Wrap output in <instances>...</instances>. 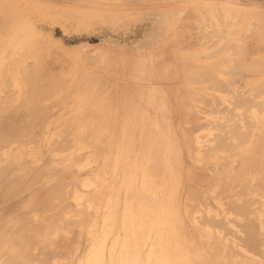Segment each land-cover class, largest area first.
Wrapping results in <instances>:
<instances>
[{"label":"rangeland","instance_id":"374dc122","mask_svg":"<svg viewBox=\"0 0 264 264\" xmlns=\"http://www.w3.org/2000/svg\"><path fill=\"white\" fill-rule=\"evenodd\" d=\"M224 1L227 0L173 2L171 8L175 10H165L162 18L166 23L173 20V27L168 29L172 38L165 40L156 53L154 50L153 54L149 53L150 58L142 59L138 54L140 40L139 45L133 46L104 38L98 41L100 47L97 48L87 45L88 39L82 37L72 41L60 40L62 35L85 33V27L83 17L75 21L74 16L66 13L65 7L56 3L57 0H0V90L5 87L0 91V107L7 109L3 113L0 108V222H3L0 226L4 225L0 227V252L3 251L0 264H210L208 261L212 264H264V180L262 189L251 193L230 187L229 184L234 183L231 172L226 173L223 181L220 176H195L198 174L196 164L205 163V160L220 163L231 159L233 166L235 151L252 150L253 154L257 152L260 155L259 131L264 128V88H261L264 84L259 85L260 78H264V21L249 16L244 10L220 4ZM99 11L101 8L96 7L95 12ZM94 26L90 24L92 37L99 34ZM154 36L151 39L157 41ZM151 39L145 40V48L151 47ZM17 42L22 44L17 45ZM71 45L76 47H69ZM249 46L254 77L252 85L206 84L212 82L213 73H217L213 69L215 65L243 62ZM108 51L113 54L108 55ZM115 52L119 53L114 55ZM135 62L143 64L144 68L164 63L151 69L154 77L172 63L177 68L175 77L191 84L146 85L149 72L135 66ZM227 73L228 70L219 72L220 81H227ZM228 86L234 87L233 92L237 89L235 94ZM153 95L161 98V104L154 103ZM11 132L15 137L12 134L7 140L6 136ZM2 136L8 142H3ZM242 137L244 140H238ZM262 142L260 147L263 148L264 159V140ZM48 147L52 150H46ZM183 147L184 150L187 147V160L184 157L180 159ZM54 150L58 151L54 153ZM207 151L212 152L211 156H207ZM181 165L184 166L183 175ZM2 169L10 171L3 173ZM25 175L29 177L26 179ZM17 177H23V182ZM29 178L32 180L27 183ZM18 184L20 186H16ZM57 185L62 193L59 189L52 190ZM56 193H60L62 198ZM142 199L146 200L143 202ZM16 216L19 217L17 222ZM202 219L207 224L205 220L201 224ZM7 221L9 223H5ZM219 223L226 228L215 227ZM248 235L254 239L245 238ZM15 237H18L17 241ZM249 242H256V249L253 244L254 253L249 249ZM26 253L28 257L33 256L28 258ZM6 257L12 262H7Z\"/></svg>","mask_w":264,"mask_h":264},{"label":"crops","instance_id":"0c3cea01","mask_svg":"<svg viewBox=\"0 0 264 264\" xmlns=\"http://www.w3.org/2000/svg\"><path fill=\"white\" fill-rule=\"evenodd\" d=\"M175 1L178 2V0H57L56 3L58 5H61L62 7H65L66 13L71 16H74L75 21H79L83 17L82 20L84 21V27H85L83 28V30L85 29L84 30L85 33L62 35L59 37V39L62 41L63 40L72 41L82 37L83 39H88V42H86L87 45L96 48L100 47L98 41H101L104 38L111 41L120 40V42L123 44L125 43V45L129 43L133 44L134 42L137 43L142 37H144V39L149 40L152 35L151 32L153 31L152 29L154 27L153 25L154 22L158 20V18L159 20H161V18L165 16V14L162 11L170 10V9L174 10L173 8H171V6ZM220 4L233 6L234 8L233 7L232 8L234 10L235 9L239 11L244 10L243 12L249 13V16L253 15L264 21V19L261 18V16H264V8H263L264 0H227ZM96 7L101 8V11L95 12ZM156 11H159L161 13H156ZM90 24L92 26L95 25L94 27H96L97 30L99 31V34L96 37H92ZM78 31H82V29H78ZM69 47H76V45L75 46L71 45ZM248 50H249L248 53L245 52L247 56L244 58L243 62L233 61L228 63L225 62L218 63L217 65H215L213 69L217 71V73L216 74L213 73L215 77H212L211 79L212 82L210 83L208 82L206 84L227 85L228 83V85H232V84L234 85L237 83L239 85H243V84L252 85L253 81L251 78L252 62L250 59L251 58L250 46ZM118 53L119 52H115L114 55H117ZM166 53L167 52H165L164 55H166ZM107 54L112 55L113 53L108 51ZM135 64H136L135 66H138L143 70L145 69V71L147 69V71L149 72L148 75L149 81H147L146 85L174 86V85L191 84V83L182 82L179 80V78L175 77L177 68L173 67L172 63H170L162 70H160V72L157 73L156 77L152 75L153 71L151 69L157 68V66H161L164 63L160 65L152 64L153 67L150 66L146 68L142 67L141 65L143 64H140L139 62L137 63L135 62ZM234 67H236L237 69ZM259 68L262 70L261 66ZM244 69H246V71ZM224 70H228V73L226 74L227 76L229 75V77H227V82L219 81L220 80L219 72ZM241 72H243L242 75L240 74ZM221 74L224 75L225 73H221ZM216 75H218V77H216ZM241 77L245 78L244 80L247 81H245L244 83L243 82L244 80H241L242 79ZM228 79L231 80L228 81ZM260 80H261L260 83H263L262 81L264 80V78L261 77ZM150 81H152L153 83L151 84ZM155 81L157 82L155 83ZM246 82H248V84H246ZM259 140L260 143L262 144L263 143L262 141L264 140L263 127H261L259 131ZM260 149L262 150L263 148L260 147ZM185 150L186 152L184 151V147L181 149L182 153L180 159L182 160L183 157L185 160H187V152H188L187 147H185ZM261 150L259 156L257 155L256 152L255 154H253L252 150L235 151L233 156L236 162L233 164L232 167L227 168L228 169L227 172L228 173L231 172L234 178V179L232 178L233 179L232 182H234L233 185L229 184L230 187L232 186L233 188H242L244 190H249L251 193L256 192L259 188H260L259 191L262 189L261 188L262 185L260 183H262V181L264 180V159L262 158L263 152ZM260 160L262 161L260 162ZM200 164H202L203 167L209 168L210 166L211 168H209V170L212 171H210L209 173L211 175L208 174L207 172L202 171L203 167L201 165H198L196 166V169L199 175L195 174V176L209 178L210 176L219 175L221 177V180L223 181V177H225L227 172L224 173V170H226V166L222 165V163L220 164L218 162L205 161V163H200ZM181 170H182V174H184L183 173L184 166L181 167ZM257 183L260 184V187Z\"/></svg>","mask_w":264,"mask_h":264},{"label":"bare ground","instance_id":"6f19581e","mask_svg":"<svg viewBox=\"0 0 264 264\" xmlns=\"http://www.w3.org/2000/svg\"><path fill=\"white\" fill-rule=\"evenodd\" d=\"M171 10H172V9H171ZM171 10H169V11H171ZM174 10H175V9H174ZM227 10H228V9H227ZM161 11H162V10H161ZM166 11H168V10H166ZM169 11H168V12H169ZM172 11H173V10H172ZM162 12H165V11H162ZM156 13H160V12H159V11H156ZM153 25H154V27H153L152 30H154V31L151 32V34H152V35H151V38H152V36L156 35V36H154V37H157V41H155V40H153V39L150 38V39H151V41H150V42H151V44H150L151 47H149V48H145L144 43H145V40H146V39H144V37H142V38L140 39V41H141V47L138 48V49H140V50H138V54H139V56L142 57V59H145V58H147V57L150 58V56H151L150 54H153V50H154L155 53H156L157 50L159 49L158 47L161 46L162 44H164V43H165V42H164L165 40H168V39H171V38H172V37L169 36L170 34L168 33V29L170 30V28L173 27V26H172V25H173V20H172V19L168 20L167 23H166L164 19L161 18V20H159V18H158V20H156V21L154 22ZM135 29H136V28H135ZM153 32H154V34H153ZM167 33H168V34H167ZM35 35H36V34H35ZM25 36H26V35H25ZM30 36H32V35H30ZM8 38H9V37H8ZM29 38H31V37H29ZM38 38H39V37H38ZM18 39H19V38H18ZM25 39H26V38H24L23 41H25ZM12 40H13V39H12ZM12 40H11V41H12ZM20 40H21V39H20ZM50 40H51V39H50ZM5 41H7V40H5ZM140 41H139L138 43L134 42V43H133V46H136L137 44L139 45V44H140ZM0 43H1V42H0ZM6 43H7V42H6ZM13 43H16V42L14 41ZM20 43H21V42H20ZM20 43L17 42V45H19ZM21 44H22V43H21ZM23 44H24V43H23ZM54 44H55V43H54ZM124 44H125V43H124ZM1 45H2V44H1ZM7 45H9V43H8ZM11 45H12V44H11ZM11 45H10V46H11ZM47 45H49V43H48ZM15 46H16V45H15ZM24 46H25V45H24ZM56 46H57V45H56ZM1 47H2V46H1ZM13 47H14V44H13ZM48 47H50V46H48ZM6 48H7V47H6ZM8 48H9V47H8ZM60 48H61V47H60ZM40 49H41V48H40ZM40 49H39V50H40ZM12 50H13V49H12ZM14 50H15V47H14ZM14 50H13V51H14ZM20 50H21V49H20ZM34 50H35V49H34ZM84 50H85V49H84ZM8 51H9V50H8ZM8 51H7V52H8ZM43 51H44V50H43ZM139 51H141L142 53H140ZM46 52H47V51H46ZM8 53L10 54V52H8ZM13 53H14V52H13ZM31 53H32V52H31ZM41 53H42V52H41ZM44 53H45V52H44ZM149 53H150V54H149ZM155 53H154V54H155ZM3 54H5V51H4ZM5 55H6V54H5ZM33 55H34V54H33ZM43 55H44V54H43ZM45 57H48V56L46 55ZM45 57H44V58H45ZM26 58H27V57H26ZM29 58H30V57H29ZM29 58H28V59H29ZM4 59H5V58H4ZM28 59H27V60H28ZM32 60H33V58H32ZM39 60H40V59H39ZM2 61H3V60H2ZM34 61H35V60H34ZM41 61H42V60H41ZM31 62H32V61H31ZM36 63H37V62H36ZM160 63H161V61H160ZM27 64H28V63H27ZM30 64H31V63L29 62V66H30ZM32 65H33V63H32ZM235 66H236V65H235ZM31 67H33V66H31ZM232 67H233V66H232ZM232 67H231V68H232ZM234 68H236V67H234ZM239 68H241V67H239ZM24 69H26V66H24ZM236 69H237V68H236ZM27 70H28V69H26V71H27ZM244 70L246 71V69H244ZM23 71H24V70H23ZM28 71H29V70H28ZM237 71H238V70H237ZM30 72H31V71H30ZM243 72H244V71H243ZM243 72H241L240 74L242 75ZM233 73H234V72H233ZM237 73H238V72H237ZM246 73H247V72H246ZM28 74H30V73H28ZM255 74H256V73H255ZM255 74H254V75H255ZM257 74H259V73H257ZM50 75H51V74H50ZM243 75H245V74H243ZM246 75H247V74H246ZM252 75H253V74H252ZM259 75H260V74H259ZM24 76H25V75H24ZM239 76H240V75H239ZM239 76H237V77H239ZM228 77H229V75H228ZM26 78H27V77H26ZM241 78H242V77H241ZM246 78H247V76H246ZM251 78H252V76H251ZM253 78H254V77H253ZM253 78H252V79H253ZM244 79H245V78H242L241 80H244ZM61 80H62V79H61ZM152 80H153V79H152ZM229 80H231V79H228V81H229ZM232 80H233V79H232ZM219 81H220V80H219ZM225 81H226V80H225ZM238 81H239V80H238ZM245 81H247V80H244L243 82L245 83ZM263 81H264V80H263ZM81 82H82V81H81ZM226 82H227V81H226ZM231 82H232V81H231ZM250 82H251V81H250ZM150 83H151V82H150ZM220 83H221V82H220ZM229 83H230V82H229ZM234 83H235V82H234ZM239 83H240V82H239ZM241 83H242V82H241ZM263 83H264V82H263ZM263 83H259V85H261V84L263 85ZM46 84H47V83H46ZM78 84H79V83H78ZM80 84H82V83H80ZM246 84H248V82H246ZM250 84H251V83H250ZM47 85H49V83H48ZM52 85H53V84H51L50 86H52ZM225 85H226V84H225ZM227 85H228V83H227ZM232 85H233V84H232ZM234 85H235V87H238V86H239V84H237V83L234 84ZM234 85H233V86H234ZM236 85H237V86H236ZM243 85H244V84H243ZM62 86H63V84H62ZM233 86H232V87H233ZM256 86H257V85H256ZM1 87H2V86H1ZM228 87L230 88L231 86H228ZM232 87H231L230 90H232ZM257 87H259V86H257ZM3 88H5V87H2L1 90H4ZM8 88L10 89V87H8ZM261 88H264V85H263V87L261 86ZM14 89H15V88H14ZM233 89H234V87H233ZM235 89H236V88H235ZM240 89H241V88H240ZM240 89H238V90H240ZM246 89H247V88H245V90H246ZM252 89H254V87H253ZM252 89L250 88L249 90H252ZM259 89H260V87H259ZM1 90H0V91H1ZM15 90H16V89H15ZM227 90H229V89H227ZM236 90H237V89H236ZM236 90H235V91H236ZM255 90H257V89H255ZM8 91H10V90H8ZM217 91H220V90L217 89ZM217 91H216V92H217ZM235 91H234V92H235ZM241 91H242V90H241ZM241 91H240V93H243V94L246 93V92L244 93V92H241ZM246 91H247V90H246ZM252 91L255 92L254 90H252ZM3 92H4V91H3ZM15 92H16V91H15ZM181 92H182V91H181ZM231 92H233V90H232ZM231 92H230V93H231ZM234 92H233V94H235ZM237 92H238V91H237ZM262 92H263V91H262ZM6 93H7V92H6ZM185 93H186V92H185ZM226 93H227V92H226ZM259 93H260V92H259ZM182 94H183V93H182ZM182 94H181V95H182ZM247 94H248V93H247ZM247 94H245V95H247ZM14 95H16V93H15ZM237 95H240V96H241V94H237ZM237 95H236V96H237ZM251 95H252V94H251ZM259 95H262V94H259ZM6 96H9V95H6ZM6 96H5V97H6ZM12 96H13V95H12ZM18 96H19V95H18ZM18 96H17V97H18ZM186 96H189V95L186 94ZM225 96H226V95H225ZM233 96L235 97V95H233ZM257 96H258V95H257ZM184 97H185V96H184ZM228 97H230V94H228ZM237 97H238V96H237ZM242 97H243V96H242ZM245 97H246V96H245ZM252 97H253V96H252ZM7 98H8V97H7ZM11 98H12V97H11ZM38 98H39V97H38ZM146 98H147V97H146ZM182 98H183V97H182ZM230 98H231V97H230ZM239 98H240V97H239ZM12 99H14V97H13ZM27 99H28V98H27ZM151 99H153L154 103H155V102H159V103L162 102V101H161V98H158V97H156L155 95H153V97H152ZM208 99H209V98H207V100H208ZM235 99H236V98H235ZM243 99H244V98H243ZM249 99H252V98H249ZM1 100H2V102L5 100V99H3V96L1 97ZM211 100H213V99H211ZM211 100H210V101H211ZM227 100H228V99H227ZM254 100H255V99H254ZM254 100H253V102H254ZM183 101H184V99H183ZM214 101H215V100H214ZM235 101H237V99H236ZM186 102H188V101H186ZM195 102H196V101H195ZM197 102H198V101H197ZM197 102H196V103H197ZM205 102H206V101H205ZM237 102H238V101H237ZM239 102H240V101H239ZM255 102H257V100H256ZM263 102H264V101H263ZM0 103H1V101H0ZM29 103H30V102H29ZM31 103H32V101H31ZM178 103H179V102H178ZM190 103H191V102H190ZM201 103H202V102H201ZM209 103H210V102H209ZM216 103H217V102H216ZM216 103H215V104H216ZM219 103H220V102H219ZM228 103H230L229 100H228ZM231 103H232V102H231ZM257 103L259 104L260 102H257ZM1 104H2V103H1ZM26 104H27V103H26ZM32 104H33V103H32ZM160 104H161V103H160ZM238 104H239V103H238ZM249 104H250V103H249ZM165 105H166V104H165ZM210 105H211V104H210ZM216 105H218V104H216ZM236 105H237V104H236ZM244 105H245V104H244ZM244 105H243V106H244ZM256 105H257V104H256ZM259 105H260V104H259ZM29 106H30V105H29ZM31 106H32V105H31ZM155 106H156V105H155ZM193 106H195V105H193ZM2 107H3V106H2ZM5 107H6V106H5ZM33 107H34V106H33ZM181 107H182V106H181ZM184 107H185V106H184ZM188 107H189V106H188ZM207 107H209V106H207ZM234 107H235V106H234ZM240 107H242V105H240ZM240 107H239V108H240ZM244 107H245V106H244ZM250 107H251V105H250ZM250 107H249V108H250ZM253 107H254V105H253ZM0 108H1V107H0ZM6 108H7V107H6ZM192 108H193V107H192ZM192 108H191V109H192ZM201 108H202V107H201ZM217 108H218V107H217ZM237 108H238V107H237ZM251 108H252V107H251ZM258 108H260V107H258ZM1 109H2V108H1ZM32 109H33V108H32ZM156 109H157V108H156ZM161 109H162V108H161ZM204 109H205V108H204ZM224 109L226 110V108H224ZM227 109H228V108H227ZM229 109H230V108H229ZM244 109H245V108H244ZM260 109H261V108H260ZM5 110H7V109H5ZM5 110L2 109L3 113L6 112ZM23 110H24V107H23ZM26 110H28V109L26 108ZM149 110H150V109H149ZM188 110H189V109H188ZM215 110H216V108H215ZM245 110H246V109H245ZM245 110H244V112H245ZM0 111H1V110H0ZM35 111H36V110H35ZM180 111H181V110H180ZM217 111H218V110H216V113H217ZM221 111H222V109H221ZM232 111H233V110H232ZM246 111H248V110H246ZM210 112H211V111H210ZM223 112H224V110H223ZM3 113H2V114H3ZM22 113H23V112H22ZM36 113H37V112H36ZM162 113H164V112L162 111ZM219 113H220V112H219ZM232 113H233V112H232ZM0 114H1V113H0ZM211 114H212V113H211ZM213 114H214V112H213ZM217 114H218V113H217ZM221 114H222V113H221ZM230 114H231V113H230ZM10 115H11V114H10ZM29 115H30V114H28V116H29ZM35 115H36V114H35ZM168 115H169V114H168ZM192 115H193V114H192ZM222 115H223V114H222ZM13 116H14V115H13ZM193 116H194V115H193ZM223 116H224V115H223ZM237 116H238V115H237ZM32 117H33V116H32ZM80 117H81V116H80ZM225 117H226V116H225ZM227 117H228V116H227ZM231 117H232V116H231ZM235 117H236V115H235ZM1 118H2V117H1ZM11 118H12V117H11ZM20 118H21V117H20ZM33 118H35V117H33ZM33 118H32V119H33ZM196 118H197V117H196ZM219 118H220V117H219ZM77 119H80L79 116H77ZM190 119H191V118H190ZM198 119H199V118H198ZM200 119H201V118H200ZM236 119H237V121L239 120L238 118H236ZM236 119H235V120H236ZM33 120H34V119H33ZM148 120H149V119H148ZM195 120H196V119H195ZM6 121H7V120H6ZM196 121H197V120H196ZM225 121H226V119H225ZM232 121H233V118H232ZM237 121H236V122H237ZM76 122H77V121H76ZM136 122H137V121H136ZM194 122H195V121H194ZM217 122H218V121H217ZM79 123H80V122H79ZM79 123H78V126H79ZM233 123H234V121H233ZM233 123H232V124H233ZM244 123H245V122H244ZM16 124H17V123H16ZM20 124H21V123H20ZM152 124H153V123H152ZM209 124H210V123H209ZM215 124H216V123H215ZM1 125H3V124H1ZM5 125H6V124H5ZM76 125H77V124H76ZM96 125H97V124H96ZM163 125H164V124H163ZM221 125H223V124H221ZM225 125H226V124H225ZM246 125H247V124H246ZM100 126H101V125H100ZM213 126H214V125H213ZM213 126H212V127H213ZM227 126H228V125H227ZM234 126H235V125H234ZM76 127H77V126H76ZM94 127H95V126H94ZM94 127H93V128H94ZM189 127H190V126H189ZM189 127H188V128H189ZM206 127H207V126H206ZM7 128H8V127H7ZM19 128H20V127H19ZM29 128H30V127H29ZM31 128H32V127H31ZM98 128H99V126H98ZM123 128H124V127H123ZM188 128H187V129H188ZM201 128H202V127H201ZM209 128H210V127H209ZM244 128H245V127H244ZM246 128H247V127H246ZM248 128H249V127H248ZM25 129H26V128H25ZM63 129H64V128H63ZM66 129H67V127H66ZM66 129H64V130H66ZM91 129H92V127H91ZM95 129H96V128H95ZM210 129H211V128H210ZM214 129H215V128H214ZM224 129H225V128H224ZM234 129H236V127H235ZM234 129H232V130H234ZM14 130H15V129H14ZM17 130H19V129H17ZM29 130L31 131V129H29ZM67 130H69V129H67ZM93 130H94V129H93ZM98 130H99V129H98ZM215 130H219V129H215ZM225 130H226V129H225ZM225 130H223L224 133H226ZM237 130H238V128H237ZM249 130L251 131V129H249ZM249 130H248V131H249ZM2 131H3V130H2ZM6 131H8V130H6ZM10 131H11V130H10ZM96 131H97V130H95V133H96ZM226 131H227V130H226ZM238 131H239V130H238ZM238 131H237V133H239ZM246 131H247V129H246ZM8 132H9V131H8ZM16 132H17V131H16ZM18 132H19V131H18ZM35 132H36V131H35ZM61 132H62L63 135H64L65 132H63L62 130H61ZM73 132H74V130H73ZM89 132H90V131H89ZM93 132H94V131H93ZM219 132H220V131H219ZM14 133H15V132H14ZM29 133H30V132H29ZM75 133H77V131H76ZM214 133H215V132H214ZM229 133H232V132H229ZM243 133H244V132H243ZM3 134H5V132H3ZM12 134H13L12 132H11V134L8 133L9 136H8V137L6 136V138H8L7 140H9V137H10V135H12ZM22 134H23V133H22ZM68 134H69V133H68ZM72 134H73V133H72ZM87 134H88V133H87ZM87 134H85V135H87ZM90 134H91V133H90ZM151 134H152V133H151ZM153 134H154V133H153ZM212 134H213V133H212ZM245 134H246V132H245ZM247 134H248V132H247ZM253 134H254V133H253ZM5 135H7V133H6ZM13 135H14V134H13ZM19 135L21 136V133H20ZM59 135H60V134H59ZM66 135H67V134H66ZM69 135H70V134H69ZM76 135H77V134H76ZM85 135H84V136H85ZM88 135H89V134H88ZM183 135H184V134H183ZM216 135H218V134H216ZM20 136H19V137H20ZM23 136H24V134H23ZM28 136H29V135H28ZM35 136H36V134H35ZM78 136H80V134L77 135V137H78ZM190 136H191V135H190ZM214 136H215V135H214ZM223 136H224V134H223ZM235 136H236V135H235ZM247 136L249 137V135H247ZM3 137H5V136H2V138H3ZM14 137H15V135H14ZM62 137H64V136H62ZM62 137H61V138H62ZM86 137H87V136H86ZM89 137H90V136H89ZM203 137H204V135H203ZM212 137H213V136H212ZM212 137H209V138H212ZM215 137H216V136H215ZM215 137H213V138H215ZM225 137H226V136H225ZM2 138H1V139H2ZM11 138H12V137H11ZM17 138H18V137H17ZM21 138H22V137H21ZM30 138H33V137H30ZM74 138L76 139V136H75ZM74 138H73V139H74ZM91 138H92V137H91ZM153 138H154V137H153ZM153 138H152V139H153ZM200 138H202V137L200 136ZM217 138H218V137H217ZM227 138H228V137H227ZM232 138H233V137H232ZM34 139H35V138H34ZM34 139H33V140H34ZM64 139H65V138H64ZM234 139H235V138H234ZM240 139H243V137H242V138H239L238 140H240ZM246 139H247V138H246ZM3 140H5V138H3ZM14 140H15V138H14ZM31 140H32V139H31ZM31 140H30V141H31ZM52 140H53V139H52ZM52 140H51V141H52ZM60 140H61V139H60ZM66 140H67V139H66ZM70 140H72V139H70ZM83 140H84V139H83ZM163 140H164V138H163ZM167 140H168V139H167ZM215 140H216V138H215ZM228 140H229V139H228ZM238 140H237V141H238ZM243 140H244V139H243ZM15 141H16V140H15ZM15 141H14V142H15ZM81 141H82V139H81ZM81 141H80V142H81ZM154 141H155V140H154ZM158 141H159V139H158ZM168 141H169V140H168ZM217 141H218V139H217ZM258 141H259V139H258ZM0 142H1V141H0ZM3 142H8V141L5 140V141H3ZM9 142H10V141H9ZM17 142H18V141H17ZM34 142H35V141H34ZM34 142H33V143H34ZM36 142H37V141H36ZM59 142H60L59 144L61 145V144H62L61 141H59ZM63 142H64V140H63ZM68 142H69V141H68ZM87 142H88V139H86V143H87ZM165 142H166V141H165ZM213 142H214V141H213ZM26 143H27V141H26ZM51 143H52V142H51ZM54 143H55V142H54ZM57 143H58V142H57ZM72 143H73V142H72ZM72 143H71V144H72ZM82 143H83V142H82ZM84 143H85V142H84ZM158 143H159V142H158ZM158 143L156 144V146L159 145ZM177 143H178V142H177ZM215 143H216V142H215ZM215 143H213V144H215ZM258 143H259V142H258ZM52 144H53V143H52ZM68 144H69V143H68ZM68 144H66V145L68 146ZM71 144H69V145H71ZM90 144H91V143H90ZM90 144H89V146H90ZM241 144H242V143H241ZM15 145H16V144H15ZM17 145H19V144H17ZM17 145H16V146H17ZM25 145H26V144H25ZM32 145H33V144H32ZM92 145H93V142H92ZM176 145H177V144H176ZM217 145H218V144H217ZM222 145H223V144H222ZM260 145H261V144H260ZM260 145H259V148H260ZM51 146H52V145H51ZM87 146H88V145H87ZM156 146H155V147H156ZM206 146H207V148H208V145H206ZM211 146H213V145H211ZM0 147H1V146H0ZM20 147H21V146H20ZM63 147H64V146H63ZM63 147H62V148H63ZM65 147H66V146H65ZM65 147H64V149H65ZM90 147H91V146H90ZM175 147H176V146H175ZM193 147H194V146H193ZM216 147H217V146H216ZM225 147H226V146H225ZM51 148H52V147H51ZM69 148H70V147H69ZM156 148H158V146H157ZM2 149H3V148H2ZM12 149H13V148H12ZM59 149H61L60 146H59ZM204 149H205V148H204ZM204 149H203V150H204ZM215 149H216V148H215ZM215 149H214V150H215ZM46 150H50L49 147H48V149H46ZM51 150H52V149H51ZM51 150H50V151H51ZM61 150H62V149H61ZM157 150H159V149H157ZM199 150H200V149H199ZM203 150H202V151H203ZM206 150H207V149H206ZM209 150H210V149H209ZM212 150H213V148H212ZM224 150H226V148H225ZM260 150H261V149H260ZM260 150H259V151H260ZM1 151H2V150H1ZM50 151H48V152H50ZM57 151H58V150H56V152H57ZM66 151H67V148H66ZM167 151H168V150H167ZM176 151H177V150H176ZM184 151H185V150H184ZM210 151H211V150H210ZM226 151H227V150H226ZM253 151H254V150H253ZM263 151H264V150H263ZM17 152H18V151H17ZM19 152H20V151H19ZM56 152H55V150H54V153H56ZM59 152H62V151H59ZM11 153H12V152H11ZM153 153H155V152H153ZM170 153H171V152H170ZM181 153H182V152H181ZM191 153H192V152H191ZM207 153H208V151H207ZM207 153H206V154H207ZM213 153H215V152H213ZM256 153H257V152H256ZM9 154H10V153H9ZM44 154H45V153H44ZM95 154H96V153H95ZM159 154H160V153H159ZM167 154H168V153H167ZM173 154H174V152H173ZM211 154H212V152H211ZM211 154L208 153L207 156H211ZM171 155H172V154H171ZM0 156H1V154H0ZM44 156H45V155H44ZM94 156H95V155H94ZM153 156H154V155H153ZM165 156H166V155H165ZM77 157H78V156H77ZM136 157H137V156H136ZM160 157H161V156H160ZM160 157H159V159H160ZM171 157H172V156H171ZM204 157L206 158V156H204ZM230 157H231V156H230ZM174 158H175V157H174ZM43 159H44V158H43ZM73 159H74V158H73ZM88 159H89V158H88ZM149 159H150V158H149ZM9 160H10V159H9ZM45 160H46V159H45ZM155 160L158 161L157 159H155ZM174 160H175V159H174ZM193 160H194V159H193ZM195 160H196V159H195ZM195 160H194V163H196ZM135 161H136V160H135ZM156 161H154L153 163L155 164ZM171 161H172V160H171ZM205 161H207V160H205ZM212 161H213V160H212ZM215 161H216V159H215ZM261 161H262V160H260V162H261ZM7 162H8V161H7ZM41 162H42V160H41ZM250 162H251V161H250ZM252 162H253V161H252ZM257 162H258V161H257ZM4 163H5V162H4ZM10 163H11V162H10ZM151 163H152V162H151ZM221 163H222V165L226 166V170H224V173H226V172L228 171L227 168H229V167L232 166V160H231V159H230V160L227 159V160H225V161H221L220 164H221ZM234 163H235V162H234ZM5 164H7V163H5ZM23 164H24V163H23ZM44 164H45V163H44ZM47 164H48V162H47ZM208 164H209V163H208ZM208 164H207V165H208ZM215 164H216V163H215ZM254 164H256V163H254ZM8 165H9V164H8ZM17 165H18V164H17ZM24 165H25V164H24ZM49 165H50V163H49ZM164 165H165V164H164ZM182 165H183V164H182ZM192 165H194V164H192ZM196 165H201V166H202V164H200V163H199V164H196ZM203 165H204V164H203ZM211 165H212V164H211ZM15 166H16V164H15ZM21 166H23V165H21ZM33 166H34V165H33ZM40 166H41V165H40ZM151 166H152V165H151ZM151 166L148 167V168L150 169ZM194 166H195V165H194ZM208 166H209V165H208ZM214 166H215V165H214ZM8 167H9V166H7V169H8ZM41 167H42V166H41ZM164 167H165V166H164ZM181 167H182V166H181ZM202 167H203V166H202ZM217 167H218V166H217ZM49 168H50V167H49ZM209 168H211V167L209 166ZM209 168H208V167H203V168H202V171L207 172L208 174H210L209 172L212 171V170H209ZM218 168H219V167H218ZM262 168H263V167H262ZM5 169H6V168H5ZM54 169H55V168H54ZM158 169H159V168H158ZM195 169H196V168H195ZM21 170H22V168H21ZM21 170H20V171H21ZM44 170H45V168H44ZM150 170H151V169H150ZM180 170H181V169H180ZM180 170H179V171H180ZM182 170H183V169H182ZM196 170H197V169H196ZM261 170H262V169H261ZM2 171H4L3 173H5V171L8 172V171H10V170H4V169H2ZM14 171H15V170H14ZM14 171H13V172H14ZM25 171L28 172L29 170H25ZM61 171H62V170H61ZM81 171H82V170H81ZM7 172H6V175H5V176H7ZM23 172H24V171H23ZM40 172H43V170H41ZM46 172H47V171H46ZM48 172H49V171H48ZM64 172H65V171H64ZM147 172H148V171H147ZM33 173H34V172H33ZM183 173H184V172H183ZM213 173H214V171H213ZM27 174H28V173H27ZM27 174H26V175H27ZM35 174H36V173H35ZM37 174H39V173H37ZM45 174H48V173H45ZM45 174H44V175H45ZM71 174H72V173H71ZM156 174H157V172H156ZM208 174H207V175H208ZM19 175H20V174H18V176H19ZM26 175H25V177H26ZM59 175H60V174H59ZM62 175H63V177L66 176L65 173H63ZM154 175H155V174H154ZM182 175H183V174H182ZM210 175H211V174H210ZM9 176H10V175H8V177H9ZM15 176H16V175H15ZM30 176H31V175H30ZM36 176H37V175H36ZM70 176H71V175H70ZM218 176H219V175H218ZM0 177H1V175H0ZM19 177H20V176H19ZM23 177H24V175H23ZM23 177H22V179H20V178L18 179V177H17V180H19V181L22 183V182H23V179H24ZM28 177H29V176H27L26 179H27ZM33 177H34V176H33ZM37 177H38V176H37ZM43 177H44V176H43ZM58 177H59V176H58ZM66 177H67V176H66ZM165 177H166V175H165ZM3 178H4V176H3ZM11 178H12V176H11ZM64 178H65V177H64ZM1 179H2V178H1ZM9 179H10V178H9ZM29 179H30L29 181L26 180L27 183H28V182H31V180H32L31 178H29ZM34 179H35V178H34ZM37 179H41V178H37ZM37 179H36V180H37ZM65 179H66V178H65ZM248 179H249V178H248ZM7 180H8V179H7ZM21 180H22V181H21ZM48 180H49V179H48ZM55 180H56V179H55ZM164 180H165V178H164ZM10 181H11V180H10ZM12 181H13V180H12ZM56 181H57V180H56ZM59 181H60V180H59ZM64 181H66V180H64ZM200 181H201V180H200ZM6 182H7V181H6ZM20 182H18V183L20 184ZM33 182H35V181H33ZM33 182H32V183H33ZM36 182H37V181H36ZM67 182H68V181H67ZM158 182H159V180H158ZM14 183H15V182H14ZM27 183H26V184H27ZM56 183H57V182H56ZM3 184H4V183H3ZM16 184H17V183H16ZM19 184L16 185V186H20V185H21V184H20V185H19ZM50 184H52V183H50ZM257 184H258V183H257ZM260 184H261V183H260ZM260 184H258L259 187H260ZM1 185H2V184H1ZM13 185H14V184H13ZM258 185H257V186H258ZM261 185H262V184H261ZM6 186H7V185H6ZM26 186H27V185H26ZM29 186H30V185H29ZM58 186H59V185H57L55 189H54V188H53V189H52V188H49V190L52 189V190H55V191H56V189H59V188H57ZM11 187H13V186H10V188H11ZM44 187H45V186H44ZM3 188H5V187H3ZM16 188H17V187H16ZM23 188H24V187H23ZM25 188H26V187H25ZM25 188H24V190H25ZM261 188H262V187H261ZM27 189H28V188H27ZM196 189H197V188H196ZM0 190H1V189H0ZM7 190H8V189H7ZM9 190H10V189H9ZM13 190H14V188H13ZM17 190H18V189H17ZM24 190H23L22 192H21V191H20V192H21V193H24ZM60 190H61V188L59 189V192L62 193ZM190 190H191V189H190ZM193 190H194V189H193ZM220 190H221V189H220ZM258 190H259V189H258ZM35 191H36V190H35ZM40 191H41V189H40ZM7 192H8V191H7ZM7 192L5 191L4 193H7ZM16 192H17V191H16ZM53 192H54V191H53ZM198 192H201V191H198ZM218 192H219V191H218ZM17 193H19V192H17ZM39 193H40V192H39ZM57 193H58V192H57ZM57 193H56V194H57ZM60 193L57 194V196L60 195ZM131 193H132V192H131ZM2 194H3V193H2ZM26 194H27V193H26ZM28 194H29V193H28ZM33 194H34V193H33ZM43 194H44V193H43ZM47 194L49 195V194H52V193H47ZM56 194H55V195H56ZM192 194H193V193H192ZM6 195H9V192H8V194H6ZM6 195H5V196H6ZM15 195H16V194H15ZM45 195H46V194H45ZM48 195H46L47 198H49ZM198 195L200 196V194H198ZM218 195H219V194H218ZM221 195H222V194H221ZM229 195H230V194H229ZM256 195H257V193H256ZM3 196H4V194H3ZM17 196H18V194H17ZM31 196H32V195H31ZM43 196H44V195H42V197H43ZM46 196H44V197L46 198ZM50 196H51V195H50ZM53 196H54V195H53ZM60 196H61V195H60ZM93 196H94V195H93ZM129 196H130V195H129ZM133 196H134V194H133ZM145 196H146V194H145ZM149 196H150V195H149ZM224 196H225V195H224ZM150 197H151V196H150ZM150 197H149V198H150ZM200 197H201V196H200ZM214 197H215V196H214ZM220 197H221V196H220ZM7 198H8V197H7ZM7 198H6V199H7ZM34 198H35V197H33V199H34ZM36 198H38V197H36ZM59 198H60V197H59ZM61 198H62V196H61ZM63 198H64V197H63ZM132 198H133V197H132ZM193 198H194V197H193ZM216 198H217V197H216ZM1 199H2V198H1ZM23 199H24V198H23ZM39 199H40V198H39ZM49 199H52V197H50ZM49 199H47V200H49ZM64 199H65V198H64ZM140 199H141V198H140ZM146 199H147V198H146ZM146 199H145V200H146ZM196 199H197V198H196ZM200 199H201V198H200ZM200 199H199V200H200ZM44 200H45V199H44ZM52 200H53V199H52ZM142 200H143V199H142ZM145 200H143V202H144ZM149 200H150V199H149ZM149 200H148V201H149ZM160 200H161V198H160ZM219 200H220V198H219ZM221 200H222V199H221ZM221 200H220V201H221ZM232 200H233V199H232ZM2 201H3V200H2ZM20 201H21V200H20ZM36 201H37V200H36ZM36 201H35V203H36ZM45 201H46V200H45ZM61 201H62V200H61ZM61 201H60V202H61ZM203 201H204V200H202V202H203ZM230 201H231V200H230ZM32 202H33V200H32ZM58 202H59V201H58ZM89 202H90V201H89ZM156 202H157V201H156ZM198 202H199V201H198ZM198 202H197V203H198ZM200 202H201V201H200ZM200 202H199V203H200ZM204 202H205V201H204ZM235 202H236V201H235ZM235 202H234V203H235ZM253 202H254V201H253ZM19 203H20V202H19ZM19 203H18V204H19ZM40 203H41V202H40ZM91 203H92V202H91ZM259 203H260V202H259ZM38 204H39V203L37 202V205H38ZM42 204H43V203H42ZM44 204H45V203H44ZM47 204H48V203H47ZM150 204H151V203H150ZM192 204L194 205V203H192ZM195 204H196V202H195ZM200 204H201V203H200ZM202 204H203V203H202ZM31 205H32V204H31ZM33 205H34V204H33ZM37 205H34V206H37ZM206 205H207V204H206ZM236 205H237V204H236ZM16 206H17V205H16ZM39 206H40V205H39ZM39 206H38V207H39ZM47 206H48V205H47ZM132 206H133V205H132ZM162 206H163V205H162ZM224 206H226V205H224ZM238 206H239V205H237V207H238ZM44 207H45V206H44ZM124 207H125V206H124ZM191 207H192V206H191ZM211 207H212V205H211ZM230 207H232V206H229V208H230ZM257 207H258V206H257ZM36 208H37V207H36ZM36 208L34 207V209H36ZM110 208H111V207H110ZM212 208H213V207H212ZM240 208L242 209V207H240ZM31 209H32V207H31ZM241 209H240V210H241ZM39 210H40V208H39ZM227 210H228V209H227ZM227 210H226V211H227ZM235 210H236V209H235ZM263 210H264V209H263ZM8 211H10V210H8ZM16 211H17V210H16ZM30 211H31V210H30ZM43 211H44V210H43ZM49 211H50V210H49ZM49 211L46 210V212H49ZM226 211H225V212H226ZM21 212H22V211H21ZM75 212H76V211H75ZM78 212H80V211H78ZM115 212H116V210H115ZM192 212H193V210H192ZM237 212H238V211H237ZM241 212H242V211H241ZM27 213H29V212H27ZM30 213H31V212H30ZM41 213H42V211H41ZM60 213H61V212H60ZM60 213H59V214H60ZM232 213H233V211H232ZM238 213H239V212H238ZM262 213H263V212H262ZM234 215H235V214H234ZM249 215H250V214H249ZM23 216H24V215H23ZM36 216H37V215H36ZM39 216H40V215H39ZM39 216H38V217H39ZM57 216H58V214H57ZM73 216H74V214H73ZM93 216H94V215H93ZM146 216H147V215H146ZM220 216H221V215H220ZM235 216H236V215H235ZM1 217H2V216H1ZM3 217H5V216H3ZM14 217H15V216H14ZM16 217H18V216H16ZM21 217H22V216H21ZM49 217H50V216H49ZM60 217H61V216H60ZM60 217H58V218H60ZM149 217H150V215H149ZM55 218H56V217H55ZM55 218H54V221H55ZM195 218H196V217H195ZM205 218H206V217H205ZM221 218H222V216H221ZM231 218L234 219V217H231ZM242 218H243V217H242ZM244 218H245V217H244ZM8 219H9V218H8ZM14 219H15V218H14ZM14 219H12V220L10 219V220H11V221H14V222H15V220H16V222H17V219H19V217L16 218L15 220H14ZM44 219H45V217H44ZM61 219H62V218H61ZM83 219H84V217H83ZM196 219H197V218H196ZM207 219H208V218H207ZM219 219H220V218H219ZM219 219H218V220H219ZM249 219H250V218H249ZM2 220H4V219H2ZM6 220H7V219H6ZM10 220H9V221H10ZM42 220H43V219H42ZM45 220H46V219H45ZM69 220H70V219H69ZM71 220H72V219H71ZM126 220H127V219H126ZM202 220H203V222H201V224H202V223L204 224V220H205V219H202ZM210 220H212V222H213L214 219L212 218V219H210ZM210 220H208L209 223H211ZM230 220H231V219H230ZM254 220H255V219H254ZM254 220H253V221H254ZM9 221H7V222H5V223H9ZM31 221H33V220H31ZM37 221H38V220H37ZM60 221H61V220H60ZM60 221H59V222H60ZM64 221H65V220H64ZM67 221H68V219H67ZM75 221H77V220H75ZM80 221H83V220L81 219ZM196 221H197V220H196ZM220 221H222V220H220ZM223 221H224V220H223ZM233 221H234V220H233ZM247 221H248V220H247ZM250 221H251V220H250ZM250 221H249V223H250ZM23 222H24V219H23ZM29 222H30V221H29ZM71 222H72V221H71ZM198 222H199V221H198ZM205 222H206V224H207V221H206V220H205ZM215 222H216V221H215ZM225 222H226V221H224V223H225ZM251 222H252V221H251ZM2 223H3V222H0V224H2ZM26 223H27V222H26ZM50 223H52V222H50ZM50 223H49V224H50ZM79 223H80V222H79ZM220 223H221V222H220ZM220 223H219L218 225L216 224L215 227H216V226H218V227H222L223 225L220 224ZM233 223H234V222H233ZM235 223H238V222H235ZM244 223H245V221H244ZM12 224H13V223H12ZM31 224H32V223H31ZM31 224H30V225H31ZM54 224H55V223H54ZM57 224H58V223H57ZM66 224H67V223H66ZM74 224H76V223H74ZM77 224H78V223H77ZM199 224H200V223H199ZM211 224H212V223H211ZM211 224H210V225H211ZM251 224H252V223H251ZM10 225H11V224H9V226H10ZM17 225H18V224H17ZM21 225H22V222H21ZM64 225H65V224H64ZM64 225H62V226H64ZM78 225H79V224H78ZM213 225H214V224H213ZM213 225H212V226H213ZM238 225H239V224H238ZM2 226H4V225H2ZM2 226H0V227H2ZM5 226H6V225H5ZM7 226H8V225H7ZM18 226H19V225H18ZM22 226H23V225H22ZM24 226H25V224H24ZM26 226H27V225H26ZM44 226H46V225H44ZM54 226H55V225H54ZM59 226H60V225H59ZM75 226H76V225H75ZM224 226H225V225H224ZM224 226H223V228H226V227H224ZM235 226H236V224H235ZM15 227H17V226H15ZM239 227H241V226H239ZM242 227H243V225H242ZM244 227H245V226H244ZM251 227H252V225H251ZM7 228H8V227H7ZM21 228H23V227H21ZM21 228H20V230H21ZM25 228H26V227H25ZM41 228H42V227H41ZM41 228H40V229H41ZM44 228H45V227H44ZM59 228H60V227H59ZM63 228L65 229L66 227H63ZM36 229H37V228H36ZM36 229L34 228V230H36ZM49 229H52V228L50 227ZM56 229H57V228H56ZM61 229H62V228H61ZM69 229H70V228H69ZM218 229H219V228H218ZM8 230H9V229H8ZM11 230H12V229H11ZM23 230H24V229H23ZM54 230H55V229H54ZM54 230H53V231H54ZM71 230H72V228H71ZM173 230H174V229H173ZM222 230H223V229H222ZM222 230H221V231H222ZM224 230H225V229H224ZM240 230H241V229H240ZM248 230H250V229L248 228ZM228 231H229V230H228ZM230 231H231V230H230ZM8 232H9V231H8ZM19 232H20V231H19ZM19 232H18V233H19ZM23 232H24V231H23ZM36 232H37V231H36ZM56 232H57V230H56ZM212 232L214 233V231H212ZM224 232H225V231H224ZM13 233H14V232H13ZM16 233H17V232H16ZM32 233H33V232H32ZM44 233H45V232H44ZM54 233H55V232H54ZM229 233H230V232H229ZM245 233H246V229H245ZM249 233H250V232H249ZM5 234H6V233H5ZM35 234H36V233H35ZM51 234H52V233H51ZM55 234H56V233H55ZM68 234H69V233H68ZM251 234H252V233H251ZM19 235H20V234H19ZM19 235H18V236H19ZM26 235H28V233H27ZM36 235H37V234H36ZM76 235H78V233H77ZM233 235H235V234H233ZM34 236H35V235H34ZM34 236H33V237H34ZM46 236H47V235H46ZM48 236H49V233H48ZM54 236H55V235H54ZM54 236H53V238H54ZM60 236H64V235H60ZM231 236H232V234H231ZM243 236H244V235H243ZM252 236H253V235H252ZM256 236H257V235H256ZM28 237H29V236H28ZM43 237H44V236H43ZM43 237H42V238H43ZM51 237H52V236H51ZM55 237H56V236H55ZM76 237H77V236H76ZM233 237H234V236H233ZM248 237H249V239L251 238L249 235H248L247 237H245V238H248ZM0 238H1V237H0ZM7 238H8V237H7ZM13 238H14V237H12V239H13ZM16 238H18V237H15V240H16ZM49 238H50V236H49ZM49 238H47V240H48ZM214 238H215V237H214ZM234 238L239 239L240 237H239V238H238V237H234ZM35 239H36V238H35ZM35 239H34V240H35ZM59 239H62V237L59 238ZM221 239H222V238H221ZM221 239H220V240H221ZM228 239H229V238H228ZM249 239L247 240V242L249 241ZM252 239H254V238H252ZM252 239H250V241H251ZM10 240H11V239H10ZM10 240H9V241H10ZM15 240H14V241H15ZM17 240H18V239H17ZM17 240H16V241H17ZM20 240H21V239H20ZM22 240H23V239H22ZM49 240H50V239H49ZM51 240H52V239H51ZM51 240H50V241H51ZM64 240H66V239H64ZM244 240H245V239H244ZM30 241H31V240H30ZM135 241H136V240H135ZM237 241H238V240H237ZM242 241H243V240H242ZM259 241H260V239H259ZM6 242H7V239H6ZM12 242H13V241H12ZM59 242H60V241H59ZM64 242H65V241H64ZM70 242H71V241H70ZM221 242H222V241H221ZM240 242H241V239H240ZM243 242H244V241H243ZM253 242H254V241H253ZM260 242H261V241H260ZM1 243H2V242H1ZM1 243H0V244H1ZM7 243H8V242H7ZM19 243H20V241H19ZM41 243H42V242H41ZM44 243H45V238H44ZM66 243H68V242H66ZM74 243H75V242H74ZM244 243H245V242H244ZM255 243H256V242H255ZM255 243H253V244H254V247H255V249H256L257 246H256ZM257 243H258V242H257ZM31 244L33 245V243H31ZM45 244H46V243H45ZM49 244H50V243H49ZM251 244H252V243H251ZM251 244H250V242H249L248 246H249V249H251V252L254 253V251H256V250L253 249V248H254V247H253V244H252V245H251ZM29 245H30V244H29ZM40 245H41V244H40ZM62 245H63V244H62ZM66 245H67V244H66ZM215 245H216V244H215ZM227 245H228V244H227ZM0 246H1V245H0ZM2 246H4V244H3ZM7 246H8V245H7ZM7 246H6V247H7ZM21 246H23V245H21ZM21 246H19V247L21 248ZM42 246H43V245H42ZM42 246H41V247H42ZM241 246H245V245H241ZM250 246H252V248H250ZM48 247H49V246H48ZM66 247H67V246H66ZM73 247H74V246H73ZM216 247H217V245H216ZM229 247H231V246H229ZM258 247H259V245H258ZM2 248H3V247H2ZM12 248H13V247H12ZM22 248H24V246H23ZM22 248H21V249H22ZM59 248H61V246H60ZM218 248H219V247H217V249H218ZM234 248H235V246H234ZM246 248H247V247H246ZM26 249H28V247H27ZM43 249H44V248H43ZM69 249H70V248H69ZM73 249H76V250H77V248H73ZM249 249H245V250H248V251H249ZM252 249H253V250H252ZM258 249H259V248H258ZM24 250H25V249H24ZM28 250H29V249H28ZM54 250H55V249H54ZM56 250H57V249H56ZM63 250H64V249H63ZM169 250H170V249H169ZM218 250H219V249H218ZM232 250H233V249H232ZM44 251H45V249H44ZM60 251H61V250H60ZM66 251H67V250H66ZM69 251H72V250H69ZM172 251H173V250H172ZM234 251H235V250H234ZM2 252H3V251H1L0 253H2ZM42 252H43V251H42ZM167 252H168V251H167ZM169 252H170V251H169ZM5 253H6V252H5ZM52 253H53V252L51 251V254H52ZM58 253H59V252H58ZM60 253H61V252H60ZM63 253H64V252H63ZM63 253H62V254H63ZM67 253H68V252H67ZM173 253H174V252H173ZM8 254H9V253H8ZM26 254H27V253H26ZM64 254H65V253H64ZM134 254H135V253H134ZM174 254H175V253H174ZM178 254H179V253H178ZM235 254H236V251H235ZM238 254H239V253H238ZM261 254H262V253H261ZM261 254H260V255H261ZM5 255H7V254H5ZM42 255H43V254H42ZM53 255H54V254H53ZM71 255H72V254H71ZM253 255H254V254H253ZM29 256H30V257H28V254H27V257H28V258H31L33 255H32V256L29 255ZM43 256H44V255H43ZM66 256H67V255H66ZM134 256H135V255H134ZM176 256H177V255H176ZM241 256H242V255H241ZM0 257H1V256H0ZM13 257H14V256H13ZM50 257H51V256H50ZM52 257H53V256H52ZM68 257H69V255H68ZM68 257H67V258H68ZM204 257H205V256H204ZM244 257H245V255H244ZM258 257H260V256H258ZM7 258H8V257H6V260H7ZM20 258H22V257H20ZM36 258H37V257H36ZM58 258H59V256H58ZM246 258H247V257H246ZM45 259H47V258H45ZM65 259H66V257H65ZM172 259H173V258H172ZM186 259H187V258H186ZM191 259H193V258H191ZM203 259H204V258H203ZM260 259H262V257H261ZM6 260H5V261H6ZM10 260H11V259H9V261H10ZM30 260H34V259H30ZM36 260H37V259H36ZM41 260H42V259H41ZM152 260H153V259H152ZM167 260H168V259H167ZM193 260H194V259H193ZM196 260H197V259H196ZM204 260H205V259H204ZM208 260H209V259H208ZM208 260H207V261H208ZM245 260H246V259H245ZM9 261L7 260V262H9ZM23 261H25V260H23ZM198 261H199V260H198ZM213 261H214V260H213ZM2 262H3V261H2ZM11 262H12V261H11ZM11 262H9V263H11ZM208 262H210V264H212V263H211L212 261H208ZM0 263H1V261H0ZM15 263H16V262H15ZM22 263H23V262H22ZM38 263H39V262H38ZM42 263H43V262H42ZM45 263H46V262H45ZM48 263H49V262H48ZM161 263H163V262H161ZM193 263H194V262H193ZM196 263H197V261H196ZM199 263H200V261H199ZM203 263H205V262H203ZM263 263H264V262H263ZM7 264H8V263H7ZM28 264H30V263L28 262ZM183 264H185V263H183ZM186 264H187V263H186ZM216 264H217V263H216Z\"/></svg>","mask_w":264,"mask_h":264}]
</instances>
